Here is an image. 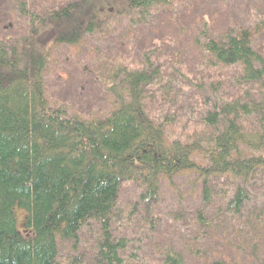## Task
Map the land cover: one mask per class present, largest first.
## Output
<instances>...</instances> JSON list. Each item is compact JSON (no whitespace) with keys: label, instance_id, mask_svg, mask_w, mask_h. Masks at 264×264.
I'll return each instance as SVG.
<instances>
[{"label":"trees","instance_id":"trees-1","mask_svg":"<svg viewBox=\"0 0 264 264\" xmlns=\"http://www.w3.org/2000/svg\"><path fill=\"white\" fill-rule=\"evenodd\" d=\"M169 3L62 0L41 12L36 0H16L26 31L0 36V264H150L129 254L132 240L114 233L125 219L121 188L136 185L145 218L156 217L162 185L187 176L202 192L196 224L210 230L211 240L220 236L212 229L220 215L244 226L239 247L252 250L238 257L264 264V21L197 40L202 65L236 73L223 78L229 88L211 80L206 92H184L179 46L168 64L150 50L143 62L121 66L105 114L83 118L47 97L45 75L56 49L79 45L118 17L132 27L153 22ZM216 199L220 206L209 220ZM16 209L27 214L22 231ZM92 226L99 231L92 258L74 255L70 263L62 246L78 251ZM163 257L162 264H187L173 246Z\"/></svg>","mask_w":264,"mask_h":264},{"label":"rangeland","instance_id":"rangeland-1","mask_svg":"<svg viewBox=\"0 0 264 264\" xmlns=\"http://www.w3.org/2000/svg\"><path fill=\"white\" fill-rule=\"evenodd\" d=\"M61 1L36 0V4L42 12ZM15 3L16 0H0V36L21 37L26 31L27 23L18 16ZM153 17V22L149 19L136 27L130 25L128 17H118L110 20L109 27L103 31L86 36L79 45L56 49L45 75L47 97L52 106L65 107L83 118L105 114L110 108L108 90L121 66L143 62L144 54H149L150 50L159 51L150 57L156 59L159 56L162 63L168 64L172 51L179 46L183 49L181 60L188 75L186 82L182 81L183 91L191 95L199 93L198 90L206 92L211 80L218 84L236 73L202 65L197 40L207 34L219 37L229 28L250 25L252 19L262 23L264 0H170ZM260 42L264 50V36ZM222 84L225 88L230 87L228 80ZM193 179L192 176L177 179L173 186L164 183L162 203L157 207L156 217L147 218L145 207L139 203L141 190L132 183H125L120 191L125 219L114 225L115 235L132 240L129 254L140 255V260L147 258L150 264H162L167 246L176 247L187 259V264H211L220 255L228 256V260L224 259L227 264H248L245 258L238 257L248 255L252 250L249 246L239 247L241 244L236 235L237 231L245 230L244 226L234 228L228 217L220 215L212 228L220 236L211 240L210 230L196 224L195 215L202 205V192L200 185L193 184ZM216 200L208 210L209 220L214 218L216 207L220 206ZM133 210L136 212L132 214ZM15 213L18 229L22 231L27 214L20 209ZM135 214L138 215L133 219ZM226 229L228 235L224 236ZM24 234L29 233L25 230ZM98 235V228L92 226L85 230L78 251L65 244L61 255L70 263H74V255L88 262Z\"/></svg>","mask_w":264,"mask_h":264}]
</instances>
